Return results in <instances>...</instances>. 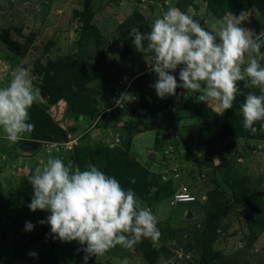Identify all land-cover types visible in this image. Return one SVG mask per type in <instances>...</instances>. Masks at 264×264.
Returning <instances> with one entry per match:
<instances>
[{"label": "rangeland", "instance_id": "rangeland-1", "mask_svg": "<svg viewBox=\"0 0 264 264\" xmlns=\"http://www.w3.org/2000/svg\"><path fill=\"white\" fill-rule=\"evenodd\" d=\"M253 2L260 1L0 0V86L7 85L10 69L24 68L39 90L29 110L34 131L13 144L0 129V264H84L78 242L54 239L50 226L38 223L48 212L23 206L32 197L28 177L49 156L112 176L116 170L109 171L108 162L126 156L137 165L130 173L135 194L157 218L158 240L143 239L134 251L117 245L88 264L125 258L128 264H264V121L253 133L243 127L241 112L245 96L260 90L239 82L241 94L225 111L216 102H196L199 93L182 88L178 97L160 99L147 42L137 50L130 35L132 28L148 33L169 7L206 29L243 11V26L259 35L264 4L257 9ZM71 72L84 75L68 87ZM173 75L179 81V68ZM67 88L76 94L74 108L64 101ZM53 124L57 130L40 140ZM182 186L193 202L171 203ZM22 189L31 195L25 202ZM250 194L244 210L235 199ZM26 221L35 225L30 232Z\"/></svg>", "mask_w": 264, "mask_h": 264}, {"label": "clouds", "instance_id": "clouds-1", "mask_svg": "<svg viewBox=\"0 0 264 264\" xmlns=\"http://www.w3.org/2000/svg\"><path fill=\"white\" fill-rule=\"evenodd\" d=\"M244 21L241 11L234 19L225 17L206 29L186 12L169 7L153 21L148 33L132 28L135 48L143 49L146 41L152 53L150 68L157 76L152 86L157 96L178 97L176 90L182 88L199 93L196 102H216L225 111L241 94L238 83L245 81L244 87L260 90L259 95L249 92L241 105L243 127L257 132L253 125L264 121V33L255 34L243 26ZM178 68L179 81L173 75ZM9 75L7 85L0 86V129L14 144L22 134L35 129L29 122V110L39 90L26 69L12 68ZM127 96L129 101L135 99ZM28 180L32 186L28 208L48 212L46 220L38 223H47L54 239L78 242L85 253L84 264L117 245L134 251L143 239H159L158 221L151 208L142 205L132 189H125L116 177L95 165L81 170L71 161L49 156ZM34 227L26 221L24 230L30 232ZM121 264H128L127 258Z\"/></svg>", "mask_w": 264, "mask_h": 264}, {"label": "trees", "instance_id": "trees-1", "mask_svg": "<svg viewBox=\"0 0 264 264\" xmlns=\"http://www.w3.org/2000/svg\"><path fill=\"white\" fill-rule=\"evenodd\" d=\"M260 2H253L252 3V5L254 6V7H256L257 9H260V6L262 5V4H264L263 2H264V0H259ZM85 4H86V1L84 2V7H86L85 6ZM85 24H86V26L88 27V29H91V30H93V27L89 24L88 25V22L86 21L85 22ZM84 75V74H83ZM83 75L82 74H75L74 72H71V76L68 78V80L70 81L69 82V84H68V87H70L69 85H79V83H77V80H79L81 77H83ZM59 80H60V78H59ZM56 84H58V83H56ZM49 85H50V83L49 82H47V84H46V88H49ZM44 90L45 91H47L45 88H44ZM54 96H55V94H54ZM74 96H76V94H75V92H73L72 90H70L69 88H67V92H66V96H65V98H64V101L69 105V106H71V107H75L72 103H71V98L72 97H74ZM53 102H54V100H53ZM70 107V108H71ZM77 108V107H76ZM75 108V109H76ZM54 130H57V128H55V124H53V125H50L48 128H45V130H44V132L42 133V138L43 139H40V140H46V139H48L49 138V135L51 134V131H54ZM223 133V131H221V132H219V137L221 138L222 137V134ZM121 161H124V162H129V164H128V166H123V165H120V163H121ZM131 163V164H130ZM108 166H110L111 167V169H109V171H112L113 170V172H115L114 170H116V172L114 173V176H116V178L120 181V183H121V185L125 188V189H132L134 192H136V190H137V188H136V182L135 183H132V179H131V177H130V173H131V170L132 169H135V170H137V165L133 162H131V161H128L127 160V157L126 156H119L118 157V159H116V161L113 163H109L108 162V164H107ZM107 175H109V176H112V174H110V172H109V174L108 173H106ZM21 190V189H20ZM20 193H21V196L22 197H24L23 199H24V202L25 201H27L28 200V198H30L31 197V195L29 196V195H24V194H26V193H24V191H23V189H22V191H19ZM236 197V196H235ZM254 198V196H253V194H250V197H245V196H243L242 198H239L238 199V197H236V201H238V202H240L241 204H242V206H243V208H244V210H247L248 209V207H249V205H248V203L252 200ZM22 199V200H23ZM19 204L20 205H22L20 202H19ZM27 205L28 204H23V206L24 207H27ZM226 206L227 207H225L226 208V210H228L229 209V206L226 204ZM231 207V206H230ZM224 212H225V210H224ZM223 213H221L220 215H222ZM212 222V221H211ZM206 228H209V227H207L206 226ZM212 232L214 231V230H211ZM206 233H207V230H206ZM211 233V232H210ZM214 233V232H213ZM195 248L197 249V250H199L201 247L199 246V244H197L196 246H195Z\"/></svg>", "mask_w": 264, "mask_h": 264}, {"label": "built area", "instance_id": "built-area-1", "mask_svg": "<svg viewBox=\"0 0 264 264\" xmlns=\"http://www.w3.org/2000/svg\"><path fill=\"white\" fill-rule=\"evenodd\" d=\"M194 197L190 194L186 187L178 188L171 196V203H185L193 201Z\"/></svg>", "mask_w": 264, "mask_h": 264}, {"label": "water", "instance_id": "water-1", "mask_svg": "<svg viewBox=\"0 0 264 264\" xmlns=\"http://www.w3.org/2000/svg\"><path fill=\"white\" fill-rule=\"evenodd\" d=\"M40 96H41L42 99H44V97H45V96L42 94L41 89H40ZM184 218H185V219H189V218H191V212H190V211H187L186 214H185V216H184Z\"/></svg>", "mask_w": 264, "mask_h": 264}]
</instances>
